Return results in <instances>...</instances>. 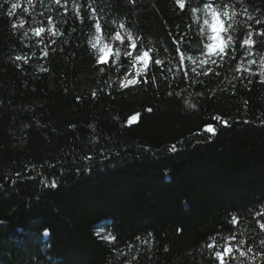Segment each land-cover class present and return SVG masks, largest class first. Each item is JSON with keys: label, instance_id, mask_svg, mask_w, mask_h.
Segmentation results:
<instances>
[{"label": "trees", "instance_id": "obj_1", "mask_svg": "<svg viewBox=\"0 0 264 264\" xmlns=\"http://www.w3.org/2000/svg\"><path fill=\"white\" fill-rule=\"evenodd\" d=\"M217 3L236 15L213 66L207 15L176 0H0V264H218L225 243L264 264V0Z\"/></svg>", "mask_w": 264, "mask_h": 264}, {"label": "snow or ice", "instance_id": "obj_2", "mask_svg": "<svg viewBox=\"0 0 264 264\" xmlns=\"http://www.w3.org/2000/svg\"><path fill=\"white\" fill-rule=\"evenodd\" d=\"M6 2H10V0H6ZM28 3L29 5H32L33 4V0H28ZM56 3L59 4L60 3V0H56ZM176 3L178 5V8L179 10L181 11V13H185L189 10H191L192 13H198V12H201L203 11L207 16L210 17V19H205L204 20V23L207 25V29H208V25L212 19V16L215 15L216 18L219 20V24H220V28H219V32H218V44L217 46L212 49V50H209V42L207 44L204 45V48L207 49V52H206V59L204 60H201L200 63L201 65H207V64H211L213 66L217 65V61L219 60L221 62V64H223V62H225L228 58V52L226 50V48L224 46H222V41H221V31L222 30H225L224 29V23L227 22V27L228 29H231L233 27V22H232V19L233 17L236 15V12L234 11L233 7L231 4L229 3H217V0H198L197 2V6L196 7H191V4L190 2L189 3H186L185 0H176ZM200 5H203V7H200ZM20 4L18 3H10V7L6 13V15L9 17V18H14L15 17V13H16V10L18 8H20ZM24 11H28V9H24ZM93 13H96L97 9L96 8H93L92 9ZM79 12H80V9H77V15H79ZM42 15V14H41ZM248 19H252L251 16L248 17ZM49 20H51V18H49ZM26 21L24 20H21L19 25H17L16 23H13L12 24V28L15 29L17 27H24ZM257 24L261 23L259 20L256 21ZM95 31L97 32H101L103 29H102V25L99 21H96L95 22ZM119 28L120 29H126V25L124 23H121L119 25ZM31 31L33 32L34 36L36 37H40L41 34L45 31L43 28H40V27H36V28H32ZM25 36H27V32L24 33ZM259 35L260 36H264V30H261L259 32ZM253 36V32L249 31L247 33V37H252ZM113 39L116 40V41H120L122 40V37H121V33L119 31L115 32L114 36H113ZM229 41H232V37L229 36L228 37ZM128 41H133V36L132 35H128ZM181 41H176L174 40V43H180ZM142 43V41H140L139 39H137L135 42H132L129 47L132 48L134 51H137L138 48H139V44ZM255 44V41L253 39H250V38H244L242 40V43H241V48H243L244 46H250V45H254ZM91 47L92 48H98L99 49V52L102 51L103 49H107V52L106 54L104 55H99L97 57V63H101V62H104V63H110V61L106 60V56L108 55L109 51H110V48H111V45L107 44V43H101L99 41V37H97V42L95 43H91ZM177 51H180L179 48H177ZM118 51H117V55H118ZM250 54V52H249ZM126 55L128 56H131L132 53L131 52H127ZM148 55L147 52H144L143 54L141 55H136L135 56V60L136 61H143L144 58ZM213 56L215 58H213ZM17 60H21L22 57L20 56H17L16 57ZM256 61L254 60H248V64L249 65H253L255 64ZM156 64L157 65H160L161 64V61L157 60L156 61ZM260 65H261V68H260V76H261V80L264 81V57H261L260 59ZM101 71H104V68L102 67L100 69ZM193 71H195V69H193ZM213 71V68H208V72L205 73V75H207L208 73H211ZM137 74L139 75V69L137 70ZM216 75L218 76L219 75V72L216 73ZM252 75H255V73H252ZM143 82L145 84H148L150 83V81L148 80L147 76L145 75L143 78ZM138 81L133 78L131 80H128V81H125L121 84V87H127L129 84L131 85H135L137 84ZM151 83H155V77L152 78V81ZM170 96L173 94L171 92L168 93ZM93 95H95V93H93ZM177 96L180 95V93H176ZM192 107H195V105H192ZM149 111H151V109H149ZM217 120H220V117H216ZM223 123L227 124V121H224ZM207 130L208 131H214L213 128L211 127V125L207 126ZM171 151H176V147L175 145H173ZM19 175V174H17ZM256 217H257V220H256V223L260 229V231L262 233H264V222H261L262 220H264V209H262L260 212H257L256 213ZM233 222L236 223L238 222L237 221V218L236 217H233ZM106 239H114V237H105ZM137 239H140V237H137ZM229 239V242L231 240H234L235 239V236H231L228 238ZM240 245H243L245 243L244 240H240L238 242ZM260 243L262 245H264V240H261ZM129 249H131L132 245L129 244L128 245ZM208 247L210 249H212L213 253H214V257L216 259V261H218V264H226V257L228 258H234L232 257V253H233V250H234V246H232L230 243H225L223 246H222V251L221 250H216L215 249V246L214 244H209ZM237 251H239V248H236ZM252 249L249 247L248 248V252H251ZM123 253H121L122 255ZM240 255L241 256H245L246 253L241 251L240 252ZM257 255H260L262 259H264V253H257ZM134 259V258H133ZM252 259H255V257H252ZM126 264H131V261H127Z\"/></svg>", "mask_w": 264, "mask_h": 264}, {"label": "clouds", "instance_id": "obj_3", "mask_svg": "<svg viewBox=\"0 0 264 264\" xmlns=\"http://www.w3.org/2000/svg\"><path fill=\"white\" fill-rule=\"evenodd\" d=\"M219 28H220V24H219V20L216 18L215 15L212 16V19L208 25V35H207V39L210 41L209 42V50L214 49L217 44H218V32H219ZM107 49H103L102 51L99 52V55H104L106 54ZM141 62H144L141 61Z\"/></svg>", "mask_w": 264, "mask_h": 264}, {"label": "rangeland", "instance_id": "obj_4", "mask_svg": "<svg viewBox=\"0 0 264 264\" xmlns=\"http://www.w3.org/2000/svg\"><path fill=\"white\" fill-rule=\"evenodd\" d=\"M207 19H210V17L209 16H207ZM205 28H206V35H208V29H207V25H205ZM222 41V40H221ZM209 42V41H208ZM206 52H207V49H206ZM109 54V53H108ZM107 57H108V55L106 56V59H107Z\"/></svg>", "mask_w": 264, "mask_h": 264}]
</instances>
